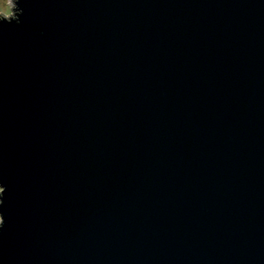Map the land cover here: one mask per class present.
<instances>
[{
  "label": "water",
  "instance_id": "water-1",
  "mask_svg": "<svg viewBox=\"0 0 264 264\" xmlns=\"http://www.w3.org/2000/svg\"><path fill=\"white\" fill-rule=\"evenodd\" d=\"M13 2L0 264H264V0Z\"/></svg>",
  "mask_w": 264,
  "mask_h": 264
},
{
  "label": "clouds",
  "instance_id": "clouds-1",
  "mask_svg": "<svg viewBox=\"0 0 264 264\" xmlns=\"http://www.w3.org/2000/svg\"><path fill=\"white\" fill-rule=\"evenodd\" d=\"M13 5L8 3V0H0V12L3 13V19L11 23L12 19H15L13 16ZM16 11L23 12V9L18 7V0L16 5ZM15 22L19 24L21 21L19 19H15ZM5 224V219L2 213H0V229L3 228Z\"/></svg>",
  "mask_w": 264,
  "mask_h": 264
},
{
  "label": "rangeland",
  "instance_id": "rangeland-1",
  "mask_svg": "<svg viewBox=\"0 0 264 264\" xmlns=\"http://www.w3.org/2000/svg\"><path fill=\"white\" fill-rule=\"evenodd\" d=\"M8 3L11 4V5H13V7H14V2H13V0H8ZM0 15H3V13L0 12ZM0 191H1V187H0Z\"/></svg>",
  "mask_w": 264,
  "mask_h": 264
}]
</instances>
